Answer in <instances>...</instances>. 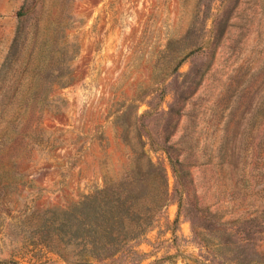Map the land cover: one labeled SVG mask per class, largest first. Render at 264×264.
I'll return each instance as SVG.
<instances>
[{"label":"rangeland","instance_id":"374dc122","mask_svg":"<svg viewBox=\"0 0 264 264\" xmlns=\"http://www.w3.org/2000/svg\"><path fill=\"white\" fill-rule=\"evenodd\" d=\"M106 186L97 264H264V0H0V264Z\"/></svg>","mask_w":264,"mask_h":264},{"label":"trees","instance_id":"16d2710c","mask_svg":"<svg viewBox=\"0 0 264 264\" xmlns=\"http://www.w3.org/2000/svg\"><path fill=\"white\" fill-rule=\"evenodd\" d=\"M150 169L155 173L158 172L152 162ZM150 172L146 173L150 174ZM139 174L145 173L139 171ZM107 195L108 188L106 186L76 203L70 210L62 211V239L59 245H55L53 248L68 262L97 264L118 253L125 244L142 236L146 230L145 224L153 220L152 216L141 213L134 216V224L125 225L113 222L108 215ZM117 195L115 201L118 202L116 207L119 208L122 203L119 197L121 193L118 192ZM69 247L79 251L80 258L78 260L71 259L65 253Z\"/></svg>","mask_w":264,"mask_h":264}]
</instances>
